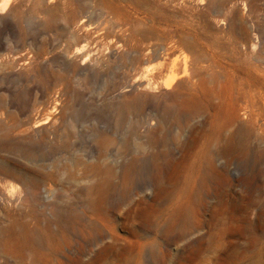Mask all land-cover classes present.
Instances as JSON below:
<instances>
[{
    "label": "rangeland",
    "instance_id": "rangeland-1",
    "mask_svg": "<svg viewBox=\"0 0 264 264\" xmlns=\"http://www.w3.org/2000/svg\"><path fill=\"white\" fill-rule=\"evenodd\" d=\"M186 60L227 81L213 107L127 86ZM263 98L264 0H0V264L10 195L27 264H264Z\"/></svg>",
    "mask_w": 264,
    "mask_h": 264
},
{
    "label": "bare ground",
    "instance_id": "bare-ground-1",
    "mask_svg": "<svg viewBox=\"0 0 264 264\" xmlns=\"http://www.w3.org/2000/svg\"><path fill=\"white\" fill-rule=\"evenodd\" d=\"M188 48L190 52L195 51V47L193 46V44L188 46ZM210 71L207 73V75L199 73V70H197L193 61L186 60L183 63V65L172 63L167 68V73L162 72L161 70L160 73L153 80L149 79L147 81L146 80L144 81L143 79H134L132 80V82L127 84V86L130 89V88H138L141 85H145V86L148 85L154 88L160 87L162 85L172 91V95H170L171 100L173 101L171 103L172 107L176 106L180 111L183 112V111L190 109L193 106L192 107L193 109L190 110L191 114H193V113H197L201 109L213 107L214 106L213 97L222 98L227 94V90L225 89V85H224V84H227L226 83L227 81H225L224 79L222 80L220 78L219 76L220 74H218L220 72H218V70H217V73L215 72L214 68L210 69ZM198 73L200 75H198ZM211 82H216L215 84L216 89H214L213 85H211ZM178 91L184 92V95H179ZM200 92L205 93V95L203 94L204 96L202 97L201 95H199ZM263 103H264V98H263ZM259 108H260L261 114L264 115V105L259 106ZM46 119L47 117H43V116L35 117L30 122V127L27 128L28 131L31 128L30 131L39 132V128L46 122ZM43 139H50V135L49 134L44 135ZM98 143L99 145H101V147H104L106 149L112 143V140L111 138L107 137L103 140L98 141ZM68 144L69 143L67 141L63 143V145H68ZM16 150L21 152V147L18 146ZM106 158L107 156L101 155L99 157L100 159L99 162H97L96 164H90V163L88 164L89 167L96 170V172H99L102 175V181L96 184V186H94V188L98 190L102 189L103 185H105L104 183H110L111 177L113 176L114 168H113L112 163L106 162L104 163V166H103V162ZM135 162L136 160H133L132 165H134ZM6 174L10 175L8 171ZM161 187H162V184L158 185V187L156 188L154 192L155 197L159 195ZM2 192L0 191L1 194ZM36 193L37 192L34 187L30 188L28 200L33 201L36 197ZM1 199H3L9 206L8 214L11 215L10 219H13V225L15 227L14 233L7 240V243L10 245V250H11L10 253L17 257L18 264H27L26 262L27 257L34 255V252H32L30 248V244H31L30 241L33 236V230L29 227L26 221L19 219L16 215L11 213L10 209L13 205H15L18 202L17 198H15L13 195H10V196H6ZM244 208H245V205H243V209ZM263 218H264V205L262 204V206L257 211L258 223H260V221ZM110 247H111V244H105L101 248V250L98 252H103L109 249ZM29 249L31 250V252H27V250Z\"/></svg>",
    "mask_w": 264,
    "mask_h": 264
}]
</instances>
